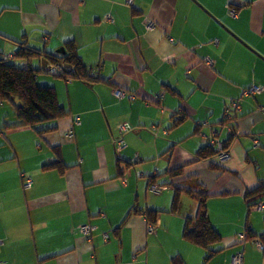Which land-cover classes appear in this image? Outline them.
I'll list each match as a JSON object with an SVG mask.
<instances>
[{
	"label": "crops",
	"instance_id": "0c3cea01",
	"mask_svg": "<svg viewBox=\"0 0 264 264\" xmlns=\"http://www.w3.org/2000/svg\"><path fill=\"white\" fill-rule=\"evenodd\" d=\"M70 40L101 79L39 73L68 111L48 122L52 130L12 126L16 103L0 104V264H232L240 252L242 264H264L262 247L242 233L206 259L183 236L198 201L182 193L173 204L176 187L201 182L218 231L225 204V214L238 213L225 228L242 231L248 213L244 227L264 232V206L249 208L244 196L264 183V0H0V56L21 65L20 43L59 53ZM213 137L224 149L232 138L228 156ZM206 146L215 154L199 158ZM60 159L64 169L53 165ZM139 207L161 211L154 232ZM83 224L93 226L89 237Z\"/></svg>",
	"mask_w": 264,
	"mask_h": 264
},
{
	"label": "trees",
	"instance_id": "16d2710c",
	"mask_svg": "<svg viewBox=\"0 0 264 264\" xmlns=\"http://www.w3.org/2000/svg\"><path fill=\"white\" fill-rule=\"evenodd\" d=\"M20 47L16 56L24 59V62L19 65L15 64L11 59L0 56V104L9 101L15 104V98L20 100L19 104H15V116L18 120L12 126H31L39 134L52 130L54 124L49 125V121H54L68 113L66 107L59 103L57 92L54 86L44 85L38 82L40 72L53 73L66 80L80 79L89 84H94L100 77H96L83 61L78 53L74 40L66 41L65 53H53L49 51H40L39 49L20 43ZM35 57H43L44 65L37 68L32 65V59ZM52 67H56L58 71H51ZM232 138L227 140L225 149L231 143ZM215 154L213 147L206 146L198 151L199 158H209ZM61 169L65 168L63 161L60 159L56 164ZM213 168L220 169L221 166L213 164ZM182 172V167L173 169L171 174H179ZM154 179L149 180V185H153ZM182 193L189 194L192 198L198 201V212L195 216H187L184 226L183 236L190 242L203 247L206 250L205 258L209 259L219 249L215 248L221 242V234L212 224L208 208L207 200L210 194L201 182L198 183V188L176 187L174 196V207L179 202ZM245 200L249 208H254L263 202L264 183L245 192ZM136 212L143 214L149 223L156 224L160 214L159 209H144L135 208ZM175 210V209H173ZM245 237L251 240H259L264 251V232H256L249 223L246 224ZM174 264H181V259L175 257Z\"/></svg>",
	"mask_w": 264,
	"mask_h": 264
},
{
	"label": "built area",
	"instance_id": "2783aa9c",
	"mask_svg": "<svg viewBox=\"0 0 264 264\" xmlns=\"http://www.w3.org/2000/svg\"><path fill=\"white\" fill-rule=\"evenodd\" d=\"M231 14L232 15H236V11L235 9H232L231 8ZM109 18V16H108ZM155 23L151 20L148 21L146 27L148 29H151L152 27H154ZM51 71L55 72V71H58V69L56 67H52L51 68ZM260 88L257 87V86H254L252 89H247L245 92L246 93H250V92H255V91H259ZM116 93L118 94V96H122L123 95V91L122 90H116ZM232 107L234 108H239V101H234L232 103ZM260 109L261 111L264 113V105L263 106H260ZM231 116H230V108L227 109V112H226V118L229 119ZM119 129H120V132L121 134L115 138V144H116V147L118 150H121L124 146H125V140L123 138V134L125 131L129 130L130 129V125L128 122H123L119 125ZM210 141V144L211 145H216L217 144V149L219 150L220 152V155L223 156V157H226L228 156V153L227 151L224 149V144L221 143L220 141H217L214 137L209 139ZM32 178L30 176L26 177L25 179V187H30L32 185ZM153 190H159V188H161L160 186H157L156 184L152 185L151 187ZM263 203H261L260 205H257L256 207L257 208H263ZM156 224L154 223H149L148 225V229L150 232H154L156 230ZM93 229V226H91L90 224H83L81 225L80 227V230L83 232V234H85L87 237H89L91 231ZM3 240L0 238V245L2 244ZM256 243L262 247V244L259 240H256ZM242 260H243V254L240 252L238 253L234 258H233V262L232 264H242Z\"/></svg>",
	"mask_w": 264,
	"mask_h": 264
},
{
	"label": "rangeland",
	"instance_id": "374dc122",
	"mask_svg": "<svg viewBox=\"0 0 264 264\" xmlns=\"http://www.w3.org/2000/svg\"><path fill=\"white\" fill-rule=\"evenodd\" d=\"M41 75H44V77L48 75V77H47L48 79H57L56 76H54L55 74H53V73H46V74H41ZM6 102L9 103V105H11L9 101H6ZM15 103L19 104L20 100L18 98H15ZM185 196L186 195L183 196L184 199H186V197H187V196L186 197ZM181 200H182V198H181ZM185 202L187 203V201H185ZM214 210H216L215 212L219 211V208H218L217 204L214 205ZM237 215H238V213L236 212L235 207H232L231 210L227 214H225V204H224L223 217L218 215L221 218V220L223 221V222H221L220 220L217 219L218 225H220L219 231H220V233L222 235V243L223 244L225 242H226V244L235 242V239H237L238 242L242 241V239H240V235H241V233L242 234L245 233L244 225H245V220H246V217H247L248 213H246L245 215L242 216L243 217V221H244V225H243L242 231H238L237 233H235V232H233V227L225 228V223H226L225 220L233 221V223L238 222ZM260 223H264V218H260ZM260 223H258V224L263 227L264 225L260 224ZM243 241L245 242V239H243ZM249 241H252V240L250 239ZM222 243H220L219 245H221ZM242 244L243 243H239L238 245H235V246H242ZM226 246H230V245H226ZM235 246L233 245V247H235ZM231 247H225L226 248V252L223 251L222 253H227L228 250H231Z\"/></svg>",
	"mask_w": 264,
	"mask_h": 264
},
{
	"label": "water",
	"instance_id": "95a60500",
	"mask_svg": "<svg viewBox=\"0 0 264 264\" xmlns=\"http://www.w3.org/2000/svg\"><path fill=\"white\" fill-rule=\"evenodd\" d=\"M57 52L65 53L66 52L65 46H62L59 49H57Z\"/></svg>",
	"mask_w": 264,
	"mask_h": 264
}]
</instances>
